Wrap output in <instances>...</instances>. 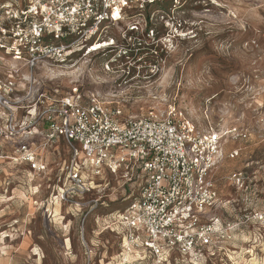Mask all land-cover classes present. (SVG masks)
<instances>
[{"label":"rangeland","instance_id":"374dc122","mask_svg":"<svg viewBox=\"0 0 264 264\" xmlns=\"http://www.w3.org/2000/svg\"><path fill=\"white\" fill-rule=\"evenodd\" d=\"M133 24L138 29L129 30ZM111 38L113 44L96 52L80 50L67 66H16L12 98L31 92L13 122L0 107V264H87L84 239L107 242L105 255L118 253L121 229L105 228L107 213L125 208L137 184L107 170L94 177L86 172L96 189L82 200L104 195L106 204L84 220L90 204L76 206L57 195L67 142L34 149L35 126L25 118L28 109L42 107L41 94L46 101L76 93L83 100L101 96L122 119L174 107L202 130L247 131L248 138L224 139L225 156L214 171L222 204L214 214L232 227L201 264H264V0H160L110 24L100 39ZM9 69L0 63L2 79ZM23 143L44 169L21 160ZM233 149H239L236 158L227 156ZM233 171L243 172V185L229 179ZM92 247L94 255L105 249Z\"/></svg>","mask_w":264,"mask_h":264},{"label":"built area","instance_id":"2783aa9c","mask_svg":"<svg viewBox=\"0 0 264 264\" xmlns=\"http://www.w3.org/2000/svg\"><path fill=\"white\" fill-rule=\"evenodd\" d=\"M158 1L0 0V51L4 53L0 63L10 66L9 77H0L3 113L13 122L16 109L28 107L25 102L31 91L12 98L18 93L13 80L19 73L17 65L67 66L80 50L92 53L103 48L94 49L97 45L114 43L113 38L100 39L110 24ZM135 29L137 24L129 30ZM42 98L47 97L40 95L42 107L28 109L25 118L31 117L34 126L46 124V146L60 137L68 144L71 157L57 193L61 201L90 204L85 220L106 204L104 195L82 200L96 189L94 176L107 170L137 184L125 208L107 213L105 228L118 224L121 240L118 253L109 255L105 264H175L177 257L201 264L207 252L218 249V239L228 236L232 226L214 214L222 204L214 171L225 156L226 135L248 138L247 131L202 130L174 107L166 113L151 110L122 119L120 109L109 107L95 94L87 100L77 93ZM20 151L21 160L32 169L45 168L29 144L23 143ZM238 155L239 149L227 153L231 158ZM89 171L93 177L86 176ZM229 179L236 185L245 183L242 171H233ZM83 242L87 264H95L98 253L94 255L92 246L100 243Z\"/></svg>","mask_w":264,"mask_h":264},{"label":"crops","instance_id":"0c3cea01","mask_svg":"<svg viewBox=\"0 0 264 264\" xmlns=\"http://www.w3.org/2000/svg\"><path fill=\"white\" fill-rule=\"evenodd\" d=\"M35 134L36 135H32V137L31 138H36L37 139V144L33 147L34 149L37 147L39 150L41 149V150H45V148L47 147L46 145H45V143H46V141H47V139H46V136H45V133H46V130H47V127H46V124L45 123H40L39 125H37V126H35ZM60 138H63V137H60ZM60 138H58V140L60 139ZM64 139V138H63ZM33 143L35 142V141H32ZM37 153V152H36ZM70 155H69V158H68V160L65 162V165H64V167L66 166V164L69 162V160H70V157H71V153H69ZM39 156V155H38ZM39 159V158H38ZM29 164V163H28ZM30 165V164H29ZM107 242H101L100 243V245H102L103 246V248H105L104 250H103V253L102 254H98L97 255V261L98 262H100L101 263V261H99V258L101 257V260L104 262V264H105V262L107 261V259L109 258V256L108 255H105V250H107L106 248V246H107V244H106ZM111 255V254H110Z\"/></svg>","mask_w":264,"mask_h":264},{"label":"bare ground","instance_id":"6f19581e","mask_svg":"<svg viewBox=\"0 0 264 264\" xmlns=\"http://www.w3.org/2000/svg\"><path fill=\"white\" fill-rule=\"evenodd\" d=\"M111 44H113V42L111 41V42H106V43H104V44H100L99 46L97 45L96 47H94V49H98V48H100V47H106V46H109V45H111Z\"/></svg>","mask_w":264,"mask_h":264}]
</instances>
